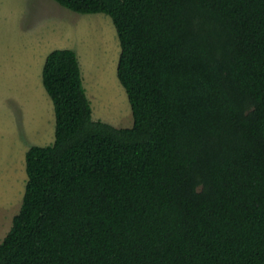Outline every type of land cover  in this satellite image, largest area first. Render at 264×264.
Wrapping results in <instances>:
<instances>
[{
	"label": "trees",
	"instance_id": "obj_1",
	"mask_svg": "<svg viewBox=\"0 0 264 264\" xmlns=\"http://www.w3.org/2000/svg\"><path fill=\"white\" fill-rule=\"evenodd\" d=\"M104 13L133 122L92 118L76 53L41 80L54 140L25 151L0 264H264V0H54Z\"/></svg>",
	"mask_w": 264,
	"mask_h": 264
},
{
	"label": "rangeland",
	"instance_id": "obj_2",
	"mask_svg": "<svg viewBox=\"0 0 264 264\" xmlns=\"http://www.w3.org/2000/svg\"><path fill=\"white\" fill-rule=\"evenodd\" d=\"M69 47L81 63L92 118L132 125L116 74L120 44L108 15L77 13L54 0H0V241L20 209L25 151L54 140V109L41 80L44 59Z\"/></svg>",
	"mask_w": 264,
	"mask_h": 264
},
{
	"label": "crops",
	"instance_id": "obj_3",
	"mask_svg": "<svg viewBox=\"0 0 264 264\" xmlns=\"http://www.w3.org/2000/svg\"><path fill=\"white\" fill-rule=\"evenodd\" d=\"M69 49H72V50H74L72 47H69ZM75 51V50H74ZM75 53H76V51H75ZM76 56H77V54H76ZM78 63H79V67H80V62L78 61ZM80 71H81V69H80ZM85 89V88H84ZM48 95V94H47Z\"/></svg>",
	"mask_w": 264,
	"mask_h": 264
}]
</instances>
